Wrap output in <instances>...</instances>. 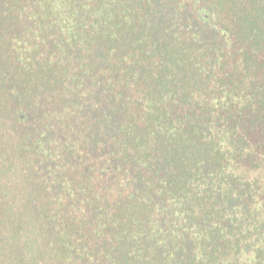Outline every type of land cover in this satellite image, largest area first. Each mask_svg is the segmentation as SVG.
<instances>
[{
	"label": "trees",
	"instance_id": "16d2710c",
	"mask_svg": "<svg viewBox=\"0 0 264 264\" xmlns=\"http://www.w3.org/2000/svg\"><path fill=\"white\" fill-rule=\"evenodd\" d=\"M0 264H264V0H0Z\"/></svg>",
	"mask_w": 264,
	"mask_h": 264
}]
</instances>
